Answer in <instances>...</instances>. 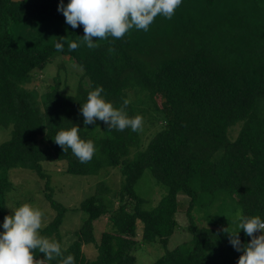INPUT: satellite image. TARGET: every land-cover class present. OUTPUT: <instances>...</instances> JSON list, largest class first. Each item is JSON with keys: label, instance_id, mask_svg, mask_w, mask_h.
<instances>
[{"label": "trees", "instance_id": "16d2710c", "mask_svg": "<svg viewBox=\"0 0 264 264\" xmlns=\"http://www.w3.org/2000/svg\"><path fill=\"white\" fill-rule=\"evenodd\" d=\"M60 2L0 0V128L10 127L9 138L0 143V232L8 169L28 168L42 181L56 214L41 235L61 243L58 226L64 208L51 199L42 164L63 161L64 172L79 175L117 167L122 184L116 205L99 193L79 202L86 216L65 257L73 255L75 264H133L140 245L157 242L164 252L150 264H236L241 253L228 234L197 226L191 210L200 198L207 197L208 204L222 191L236 198L242 214L264 220V0H182L171 19L158 15L148 31L133 28L122 39H94L96 49L83 42L82 26L73 29L65 22L57 10ZM16 28L29 35L27 42L16 40ZM57 41L63 44L61 51ZM73 42L79 45L75 50ZM57 53L82 71L74 93L59 90L57 74L39 95L26 89L24 84ZM97 86L115 108L129 100V117L143 118L135 109L139 102L161 121L152 120L158 130L131 158L129 149L139 146L141 130L109 129L100 120L99 131L84 124L80 105ZM129 94L138 100H130ZM236 121L240 126L229 139L227 130ZM74 125L80 138L96 148L89 163H80L71 149L63 152L53 140L59 130ZM145 169L166 187L151 209L143 208L144 199L134 191ZM178 192L188 198L190 238L168 250ZM101 215H106L108 229L95 240L92 221ZM238 236L241 243L251 239L243 231ZM88 243L96 250L93 259L81 251ZM35 255L43 258L38 251Z\"/></svg>", "mask_w": 264, "mask_h": 264}, {"label": "rangeland", "instance_id": "374dc122", "mask_svg": "<svg viewBox=\"0 0 264 264\" xmlns=\"http://www.w3.org/2000/svg\"><path fill=\"white\" fill-rule=\"evenodd\" d=\"M13 34L19 42H27L29 40V35L26 36L20 28H16ZM55 74L58 75L59 90L64 94L71 95L75 91L76 84L82 71L67 56L57 53L40 71H36L33 74L31 80L24 84V87L34 90L39 95L50 83H52ZM129 98L132 101L138 100L133 99L132 94H129ZM141 101L142 100H140V102ZM135 109H140L143 113L142 127L144 130L140 131L141 138L139 146L129 149L128 158H131L137 150H141L148 139L158 130V126H154L152 120H156L157 123L160 121L159 118H157L156 112L146 109V107L139 104V102L135 104ZM92 125H95L96 130L99 131L100 127L98 121H95V124ZM86 126L88 127V125ZM239 126L240 121H236L228 128L227 137L229 139L235 137ZM151 132L153 133L151 134ZM149 134L151 135L148 137ZM9 136L10 127H1L0 143L6 141ZM38 144L41 146L43 145L42 142ZM42 166L49 175L48 185L51 199L64 208L58 226L61 245L64 247L66 243L69 244L74 239V231L79 227L86 216L85 213L78 208L79 202L88 196L97 195V193H99L103 199L107 202L109 201L110 206L113 207L116 205L117 190L122 184V178L117 167L102 168L97 174L79 175L64 172L63 161L44 162ZM7 178L10 182V186L7 193H5V216L12 214L10 208L18 207L22 203H30L33 207H38L43 212L42 227L45 226L56 213L43 194L42 181L32 170L21 167L8 169ZM134 191L144 199L143 208L151 209L165 194L166 187L154 179L150 172L145 169L135 183ZM224 195L227 194L222 191L218 192L216 197L208 204L206 202L207 197L200 198L198 204L191 210L192 221L197 226L218 227L220 229L228 227L229 231L236 230V212L240 210V208L234 196L227 195L229 197H225ZM176 198L177 208L174 214L175 228L172 235L168 238L166 245V249L168 250L182 242H187L190 238L186 229L189 221L185 214L188 198L181 192L176 194ZM140 227L141 224L138 221L136 223L137 236L140 235ZM107 229L108 223L106 215H101L92 221V235L95 240H98L100 233ZM242 231L243 230H240L239 233ZM81 251L87 259H93L96 255V250H94L90 243L82 244ZM163 252L164 248L157 242L145 243L134 251L135 262L133 264H150L161 256Z\"/></svg>", "mask_w": 264, "mask_h": 264}, {"label": "clouds", "instance_id": "9594fccd", "mask_svg": "<svg viewBox=\"0 0 264 264\" xmlns=\"http://www.w3.org/2000/svg\"><path fill=\"white\" fill-rule=\"evenodd\" d=\"M181 3L182 0H68L65 5L61 0L57 10L73 29L82 26L83 42L89 49H96L99 45L93 42L94 39H122L133 28L148 31L158 15L171 19ZM78 46L73 42L70 48L75 50ZM55 47L61 51L63 44L57 41ZM108 51L112 53L114 48L110 47ZM103 91L101 86L90 90L86 102L80 105L84 124L92 125L100 120L109 129L142 130V116L127 115L130 101L124 99L122 106L115 108L102 97ZM79 129L75 125L67 130L61 129L53 140L63 152L71 149L79 162L86 164L92 160L96 148L93 141L80 138ZM10 209L12 214L4 217L3 231L0 232V264H46L57 258H60L59 264H75L73 255H63L69 246L67 243L62 248L60 242L41 235L44 214L38 207L22 203ZM236 221V230L229 231L228 227L221 230L228 234L233 248L241 253L236 264H264V220L237 210ZM240 230L251 238L247 243H241ZM37 251L43 254L42 259L35 255Z\"/></svg>", "mask_w": 264, "mask_h": 264}, {"label": "water", "instance_id": "95a60500", "mask_svg": "<svg viewBox=\"0 0 264 264\" xmlns=\"http://www.w3.org/2000/svg\"><path fill=\"white\" fill-rule=\"evenodd\" d=\"M10 1H12V2H17V0H10ZM18 1H22V0H18Z\"/></svg>", "mask_w": 264, "mask_h": 264}]
</instances>
